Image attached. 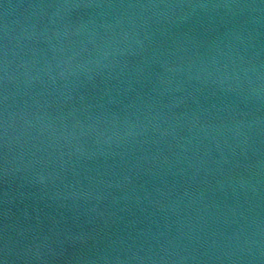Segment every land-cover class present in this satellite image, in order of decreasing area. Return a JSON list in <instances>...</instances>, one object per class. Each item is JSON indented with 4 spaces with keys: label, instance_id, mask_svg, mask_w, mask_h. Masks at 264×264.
I'll return each instance as SVG.
<instances>
[{
    "label": "water",
    "instance_id": "water-1",
    "mask_svg": "<svg viewBox=\"0 0 264 264\" xmlns=\"http://www.w3.org/2000/svg\"><path fill=\"white\" fill-rule=\"evenodd\" d=\"M0 264H264V0H0Z\"/></svg>",
    "mask_w": 264,
    "mask_h": 264
}]
</instances>
